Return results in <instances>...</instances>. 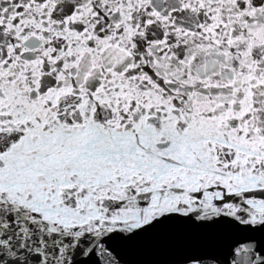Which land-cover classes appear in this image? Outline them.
I'll list each match as a JSON object with an SVG mask.
<instances>
[{
	"label": "snow or ice",
	"instance_id": "1",
	"mask_svg": "<svg viewBox=\"0 0 264 264\" xmlns=\"http://www.w3.org/2000/svg\"><path fill=\"white\" fill-rule=\"evenodd\" d=\"M0 264H264V0H0Z\"/></svg>",
	"mask_w": 264,
	"mask_h": 264
}]
</instances>
